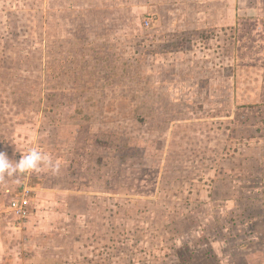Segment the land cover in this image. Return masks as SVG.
<instances>
[{
    "label": "rangeland",
    "instance_id": "1",
    "mask_svg": "<svg viewBox=\"0 0 264 264\" xmlns=\"http://www.w3.org/2000/svg\"><path fill=\"white\" fill-rule=\"evenodd\" d=\"M141 1L0 0V151L61 165L0 180V264H218L228 234L261 226L264 105L243 68L264 55L235 52L258 35L221 72Z\"/></svg>",
    "mask_w": 264,
    "mask_h": 264
},
{
    "label": "crops",
    "instance_id": "2",
    "mask_svg": "<svg viewBox=\"0 0 264 264\" xmlns=\"http://www.w3.org/2000/svg\"><path fill=\"white\" fill-rule=\"evenodd\" d=\"M140 7L142 13L152 18L150 19L151 26L153 24L156 26L174 27L176 29L177 38L178 36H188V33L185 34V30H189L191 34L187 39H190L189 45L191 46V57L194 56L193 59L197 58L196 55L209 58L210 54L214 59L217 57L221 59L224 58L226 61L223 60L222 65L216 69H221V72H235L236 76L243 72V69L244 71L249 69L257 70L258 94L253 96L246 95L248 96L246 100L249 101L250 104H254V106L264 105L263 61L258 62V68H243L235 65L230 66L229 55L224 57V51L227 50L231 40L235 41L238 38L239 45L242 40H246L247 36L243 31L247 26H251V28H247L251 30L254 36L258 35V47L256 44L252 49H241L239 46L235 50L237 56L242 52L245 53L247 50L251 53V57H262L264 55V0H142ZM130 9L135 10L136 8L133 9L132 7ZM183 40L184 39L181 38L180 41L182 42ZM210 42H212V46ZM214 43L216 44L214 45ZM182 51V48L178 51V55H181V57L182 55L184 56ZM218 62L219 61H217V63ZM241 68L243 69L241 70ZM211 69L212 71L209 72L214 71L213 67H211ZM231 80L233 85L235 84L237 88L244 87V85L240 83L239 78L231 79L230 76L227 77L226 87L231 83ZM224 86L222 87L224 88ZM241 99L244 102L245 99H243V96ZM5 192L7 194L12 193L9 189ZM2 199L3 197L1 198L0 196V202ZM263 222L264 220H262L261 226L258 225V222L256 224H250V228L248 227V234L251 240L249 241H236L237 243L231 245V240H239L238 236L240 235V230H238L236 232L238 233L236 234L237 236L234 237V235L228 234L226 240L222 241V243L216 247L213 246L214 249L223 247L220 251L221 259H219V256H216L219 259L218 264H264ZM245 228H243V230ZM15 230L20 231L19 228ZM226 231L227 230H225V232ZM12 232L15 231L13 230ZM256 236H258L259 239ZM192 257L194 258V256ZM1 259L0 256V260ZM192 261L193 259L191 262Z\"/></svg>",
    "mask_w": 264,
    "mask_h": 264
},
{
    "label": "clouds",
    "instance_id": "3",
    "mask_svg": "<svg viewBox=\"0 0 264 264\" xmlns=\"http://www.w3.org/2000/svg\"><path fill=\"white\" fill-rule=\"evenodd\" d=\"M20 153L21 158L15 161L10 159L6 152L0 151V180L5 177L31 175L39 172L42 166H47L54 174H59L61 165L37 148L28 149L27 154Z\"/></svg>",
    "mask_w": 264,
    "mask_h": 264
},
{
    "label": "built area",
    "instance_id": "4",
    "mask_svg": "<svg viewBox=\"0 0 264 264\" xmlns=\"http://www.w3.org/2000/svg\"><path fill=\"white\" fill-rule=\"evenodd\" d=\"M150 26V23L147 22V27ZM29 190L25 188V194L21 195V197L17 200H13L8 207L9 210L14 212L20 219H24L28 215L29 208Z\"/></svg>",
    "mask_w": 264,
    "mask_h": 264
}]
</instances>
